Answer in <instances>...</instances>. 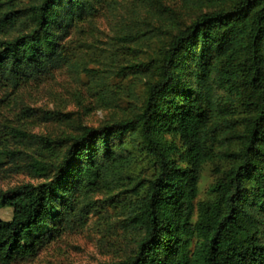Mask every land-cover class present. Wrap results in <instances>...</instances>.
Instances as JSON below:
<instances>
[{"label": "trees", "instance_id": "1", "mask_svg": "<svg viewBox=\"0 0 264 264\" xmlns=\"http://www.w3.org/2000/svg\"><path fill=\"white\" fill-rule=\"evenodd\" d=\"M182 1L199 11L187 25L169 31L158 17L116 37V75L128 87L97 102L125 95L132 105L73 135L9 127L38 144L43 172L37 183L0 190V208L12 210L0 219V264L36 256L92 213L111 219L127 247L99 264H264V0ZM116 5L0 0L4 96L63 67L90 76L79 51L85 31ZM169 32L141 57L148 40ZM110 78L94 77L98 87ZM8 143L0 135V155L14 154ZM215 161L225 167L199 199L203 167Z\"/></svg>", "mask_w": 264, "mask_h": 264}, {"label": "rangeland", "instance_id": "2", "mask_svg": "<svg viewBox=\"0 0 264 264\" xmlns=\"http://www.w3.org/2000/svg\"><path fill=\"white\" fill-rule=\"evenodd\" d=\"M198 12L185 6L182 0H117L114 10L99 17L95 25L85 31L86 44L79 51L85 55H82L83 67L92 71L90 76L81 68L63 67L7 96L0 90V135L9 141V149L15 151L10 156L0 155V190L42 180L43 171L34 161L40 147L33 142L26 143L28 139L13 137L9 127L27 134L54 138L73 135L80 126L101 125L132 105L125 95L114 104L109 101L110 104L101 106L97 102L101 97L104 100L114 98L121 94L122 88L128 87L125 85L128 80L121 81L116 75L117 67L123 62L120 53L114 49L118 44L116 37L122 31L142 28L145 23H150L148 21L157 24L159 22L153 19L158 17L170 31L172 26L182 27L190 23ZM172 33L157 40H148L141 48L143 55L139 54L138 58L145 57L146 53L154 55L166 45ZM95 73L107 76L112 73V78L98 87ZM142 89L141 85L134 88L139 96ZM223 167L225 165L220 161L204 165L198 185L199 199L207 197L208 189L219 177L215 168L221 171ZM11 213L10 208H0V219L9 220ZM125 241L120 228L112 224L111 219H102L92 213L83 227L65 231L60 238L40 249L36 256L11 264L112 262L124 255L127 250Z\"/></svg>", "mask_w": 264, "mask_h": 264}]
</instances>
